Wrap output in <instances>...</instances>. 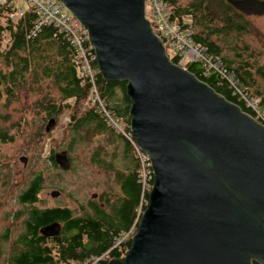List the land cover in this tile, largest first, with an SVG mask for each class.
Masks as SVG:
<instances>
[{
  "label": "water",
  "instance_id": "water-1",
  "mask_svg": "<svg viewBox=\"0 0 264 264\" xmlns=\"http://www.w3.org/2000/svg\"><path fill=\"white\" fill-rule=\"evenodd\" d=\"M59 1L86 29L101 77L126 82L128 127L152 170L127 250L103 264H264V125L168 58L145 0ZM225 1L264 14V0ZM55 161L69 167L65 150Z\"/></svg>",
  "mask_w": 264,
  "mask_h": 264
},
{
  "label": "trees",
  "instance_id": "trees-1",
  "mask_svg": "<svg viewBox=\"0 0 264 264\" xmlns=\"http://www.w3.org/2000/svg\"><path fill=\"white\" fill-rule=\"evenodd\" d=\"M167 2L170 18L180 21L188 16L193 40L203 44L209 54L217 56L232 76L247 86L251 94L258 97L260 104L264 106V88H252V70L257 71L264 81V65L254 62L251 51L245 52L246 49L242 50L240 44L234 40L247 29L245 15L232 8L225 0ZM22 7V16L17 15L14 18L9 17V12L14 8L13 4L5 3L0 7V97L5 96L9 100L18 87L27 85L28 89L41 90L43 85L49 86L51 82L56 89V96L50 92H41L36 105L46 116H51L55 122L63 109L69 107L70 103L63 102L69 98L72 99L69 115L72 132L82 126H91L98 131H113L97 113L82 106L86 89L74 73L72 49L64 35L57 33L49 24H42L36 31L30 32L36 21V13L25 3ZM245 57L251 58L252 63L247 62ZM170 60L176 63L173 58ZM185 67L226 100L253 114L233 94L227 81L217 72H204L198 62H190ZM125 83L120 80H105L100 74L97 76L100 94L110 102L111 111L122 118L127 128L130 100L125 94ZM115 135L123 139L129 156L127 169L119 170L115 174L118 192L102 194L96 200L87 201L86 206L79 212L67 205L39 208L35 203L38 201L37 194L43 180L40 174H36L19 196V201L26 202L31 209L27 211L23 233L19 235L17 245L12 248L9 264H81L84 259L99 255H103L100 262L104 263L111 257H122L129 246V238L116 245L114 240L120 232L136 224L139 217L136 215L140 186L136 177L137 161L134 151L125 138L117 133ZM7 137L0 130V139ZM47 157L55 165L52 153ZM94 161L101 163L98 157ZM144 198H147V192L144 193ZM144 207L143 204L141 211ZM51 222L60 224L59 234L45 239L38 229Z\"/></svg>",
  "mask_w": 264,
  "mask_h": 264
},
{
  "label": "rangeland",
  "instance_id": "rangeland-1",
  "mask_svg": "<svg viewBox=\"0 0 264 264\" xmlns=\"http://www.w3.org/2000/svg\"><path fill=\"white\" fill-rule=\"evenodd\" d=\"M17 2L24 4L23 0ZM244 17L247 29L234 40L242 50L246 49L245 52L251 51L254 62L264 65V14ZM252 59L245 57L249 63ZM252 77V88L263 90L264 81L257 71L252 70ZM41 92L56 96V89L50 82L41 90L28 89L27 85L18 87L9 100L0 97V130L8 135L0 139V264H9L12 248L23 233L27 207L20 203L19 196L36 174L43 180L36 206L67 205L79 212L87 201L96 200L102 194L117 193L119 186L115 174L125 171L129 165L124 141L113 131H98L91 126L71 131L72 99L63 101L70 103L69 107L64 108L54 124L45 130L51 116L36 107ZM61 150L67 154V169L52 165L47 157ZM97 157L101 163L94 161ZM52 190L59 193L52 194Z\"/></svg>",
  "mask_w": 264,
  "mask_h": 264
},
{
  "label": "built area",
  "instance_id": "built-area-1",
  "mask_svg": "<svg viewBox=\"0 0 264 264\" xmlns=\"http://www.w3.org/2000/svg\"><path fill=\"white\" fill-rule=\"evenodd\" d=\"M31 6L36 13V21L30 32H34L42 24L52 25L57 33L63 34L72 49V64L75 68L79 83L85 86L86 96L82 102L84 108H89L101 117L109 128L125 138L134 151L137 161L136 177L140 186L138 217L141 206L146 204L144 193L150 189L152 183V170L149 157L138 145L121 117L116 116L110 109V102L103 97L97 87L99 74L96 57L87 38L86 29L82 28L78 21L70 14L59 0H23ZM5 3H11L14 8L9 12V17L21 15L23 7L17 0H0V7ZM144 16L148 20L153 32L161 39L168 58H173L176 64L185 68L190 62H198L204 69L214 70L227 81L233 94L242 101L243 105L251 111L254 118L264 125V106L259 98L254 97L247 86L239 82L222 65L217 56L207 52L206 47L193 40L192 25L188 16L180 21L170 18V9L167 0H145ZM133 227L129 228L121 237L114 240V245L123 242L130 235ZM101 256H94L84 264H95Z\"/></svg>",
  "mask_w": 264,
  "mask_h": 264
},
{
  "label": "bare ground",
  "instance_id": "bare-ground-1",
  "mask_svg": "<svg viewBox=\"0 0 264 264\" xmlns=\"http://www.w3.org/2000/svg\"><path fill=\"white\" fill-rule=\"evenodd\" d=\"M62 3V2H61ZM63 4V3H62ZM64 5V4H63ZM10 6V5H9ZM64 7H65V5H64ZM66 8V7H65ZM67 9V8H66ZM8 16V15H7ZM22 16V15H21ZM18 19V18H17ZM72 58V57H71ZM73 68H74V66H73ZM74 73H75V75H76V77H77V74H76V72H75V68H74ZM78 78V77H77ZM62 151V150H61ZM60 151H58V152H56V153H54L53 154V159H54V162L56 163V161H55V155L57 154V153H59ZM21 160H23L24 161V159L23 158H21ZM52 191H56L57 193H59L58 192V190H52ZM57 193H56V195H57ZM55 195V196H56ZM139 218V217H138ZM137 221H138V219H137ZM137 221H136V223H137ZM51 223H53V222H51ZM55 223H58V222H55ZM50 224V223H49ZM47 225V224H46ZM45 226V225H44ZM44 226H42V227H40V231H41V229L44 227ZM135 226H136V224H135ZM135 226L134 225H131L129 228H131V227H133V230H132V232L130 233V235H128L126 238H125V240L127 239V238H130V236L133 234V232H134V230H135ZM129 228L127 229V230H129ZM127 230H125V231H122V232H120V234L116 237V238H118V237H121ZM41 233L43 234V232L41 231ZM43 235H45V234H43ZM48 236H51V235H48ZM115 238V239H116ZM124 240V241H125ZM99 256H101L100 257V259L98 260V262L97 263H95V264H103V263H101L100 262V260H103V255H99ZM123 256V255H122ZM92 257H94V256H91V257H89V258H86V259H84L83 261H82V263L81 264H84V262L86 261V260H88V259H90V258H92ZM105 263V262H104Z\"/></svg>",
  "mask_w": 264,
  "mask_h": 264
},
{
  "label": "flooded vegetation",
  "instance_id": "flooded-vegetation-1",
  "mask_svg": "<svg viewBox=\"0 0 264 264\" xmlns=\"http://www.w3.org/2000/svg\"><path fill=\"white\" fill-rule=\"evenodd\" d=\"M51 153H52V155H53V154L56 153V152H51ZM55 164H56V163H55ZM20 203L24 204V205L27 207V210H26V215H27V213H28L27 211L31 209V208H30L31 206L28 207V204H27L26 202H20ZM33 205H34V203H33ZM100 205H102V202H100ZM35 206H36V205H35ZM44 207H47V206H44ZM39 208H42V206L39 207ZM25 218H26V216H25ZM45 225H46V224H45ZM42 226H44V225H42ZM42 226H40V227H42ZM40 227H39V229H40ZM39 229H38L39 233H40L45 239H49L50 237H53V236L43 235Z\"/></svg>",
  "mask_w": 264,
  "mask_h": 264
},
{
  "label": "clouds",
  "instance_id": "clouds-1",
  "mask_svg": "<svg viewBox=\"0 0 264 264\" xmlns=\"http://www.w3.org/2000/svg\"><path fill=\"white\" fill-rule=\"evenodd\" d=\"M170 59V58H169ZM186 68V67H185ZM252 115V114H251ZM254 117V116H253Z\"/></svg>",
  "mask_w": 264,
  "mask_h": 264
}]
</instances>
